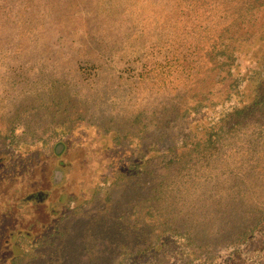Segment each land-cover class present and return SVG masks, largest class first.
<instances>
[{"label":"rangeland","instance_id":"rangeland-1","mask_svg":"<svg viewBox=\"0 0 264 264\" xmlns=\"http://www.w3.org/2000/svg\"><path fill=\"white\" fill-rule=\"evenodd\" d=\"M248 1L0 0V264H264Z\"/></svg>","mask_w":264,"mask_h":264},{"label":"trees","instance_id":"trees-1","mask_svg":"<svg viewBox=\"0 0 264 264\" xmlns=\"http://www.w3.org/2000/svg\"><path fill=\"white\" fill-rule=\"evenodd\" d=\"M248 3H249L248 9H250V10L251 9H254L256 7L264 6V0H249ZM243 8L244 7H242V9ZM250 10L248 11V14H243L242 13L239 16V18L237 20L238 21L237 24H238V27L239 28L242 25L246 26V24L248 25V24L253 23L252 16L255 15V14L254 13L249 14ZM263 32H264V30L260 31V33H261L260 37L262 36V34H264ZM217 55L226 57L228 59L231 58V55L230 54H227L224 49L223 50H219V52L217 53ZM257 88H258V90H257V93L258 94L254 98L255 101L251 104L253 106H256V105L258 106V105H263L264 104V78L259 79V81H258V87ZM212 136H213L212 135V132H210V134H209V139L210 140L212 139Z\"/></svg>","mask_w":264,"mask_h":264}]
</instances>
